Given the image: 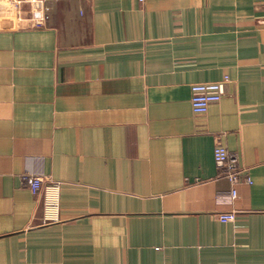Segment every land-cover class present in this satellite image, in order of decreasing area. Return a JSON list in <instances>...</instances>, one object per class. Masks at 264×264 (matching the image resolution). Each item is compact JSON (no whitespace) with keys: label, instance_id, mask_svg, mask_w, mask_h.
Segmentation results:
<instances>
[{"label":"crops","instance_id":"1","mask_svg":"<svg viewBox=\"0 0 264 264\" xmlns=\"http://www.w3.org/2000/svg\"><path fill=\"white\" fill-rule=\"evenodd\" d=\"M0 264H264V0H0Z\"/></svg>","mask_w":264,"mask_h":264},{"label":"built area","instance_id":"2","mask_svg":"<svg viewBox=\"0 0 264 264\" xmlns=\"http://www.w3.org/2000/svg\"><path fill=\"white\" fill-rule=\"evenodd\" d=\"M143 1L139 0L140 3ZM227 83L228 78L225 77L221 82L193 84L190 100L193 114L205 115L212 104L218 103L222 99ZM214 162L220 176L230 184L229 193L222 197H225L228 202H233L238 196L237 185L243 180L238 159L218 142L214 148ZM244 181L251 184V180L248 178ZM24 185L34 197L42 200L44 220L55 222L59 212L61 184L45 179L41 175H26ZM219 219L223 223L232 222L235 219V212L222 213L219 215Z\"/></svg>","mask_w":264,"mask_h":264}]
</instances>
